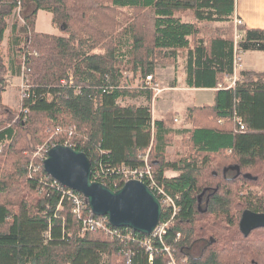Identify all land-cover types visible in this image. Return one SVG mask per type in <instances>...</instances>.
Instances as JSON below:
<instances>
[{"label":"trees","instance_id":"1","mask_svg":"<svg viewBox=\"0 0 264 264\" xmlns=\"http://www.w3.org/2000/svg\"><path fill=\"white\" fill-rule=\"evenodd\" d=\"M235 6L236 0H0V264H127L129 255L131 264H168L165 243L177 264H264V227L246 236L240 226L246 210L264 213V72L241 70L234 87L219 88L234 75L237 53L264 51V29L238 25L243 35L236 43ZM20 7L23 23H14L9 44L21 45L18 66L21 72L25 65L29 95L17 113L3 103L9 68L1 45L7 19ZM40 10L53 14L63 35L37 30ZM187 12L194 20L178 16ZM202 22L228 26L206 40ZM181 51L188 87L217 91L213 105L189 109L179 124L172 113L155 119L154 92L145 82L141 89L122 83L128 72L154 76ZM140 95L142 104L121 103ZM175 133L188 135L199 156L168 159ZM42 144L85 152L92 178L113 190L126 183L120 167H144L150 152L157 181L179 207L163 240L154 241L152 262L138 241L83 231L84 218L94 214L89 204L74 213L69 188L32 154ZM247 170L253 178L243 175ZM172 214L164 206L161 221Z\"/></svg>","mask_w":264,"mask_h":264},{"label":"water","instance_id":"2","mask_svg":"<svg viewBox=\"0 0 264 264\" xmlns=\"http://www.w3.org/2000/svg\"><path fill=\"white\" fill-rule=\"evenodd\" d=\"M44 169L61 184L81 192L93 214L108 215L114 226L131 227L150 234L162 219L163 205L145 182L133 179L121 189L113 190L93 180L92 161L83 151L57 144L49 150ZM244 176L251 178L250 174ZM204 194L199 196L200 200ZM240 226L248 236L253 229L264 227V213L246 210Z\"/></svg>","mask_w":264,"mask_h":264},{"label":"rangeland","instance_id":"3","mask_svg":"<svg viewBox=\"0 0 264 264\" xmlns=\"http://www.w3.org/2000/svg\"><path fill=\"white\" fill-rule=\"evenodd\" d=\"M23 10H24L23 7L16 9V13L11 17L10 22H9V26H11V28H12L13 23H16L18 25V28L21 27L20 25H22V23H23V20L21 18ZM41 16H42V13H41L40 17ZM183 17L186 20L193 19L192 13L185 14ZM41 25H43L42 22H41ZM227 26H228V24H225V23L224 24L223 23L217 24L216 22L205 23L202 25V31H203L202 37L205 38L206 40L210 39L211 37H214L216 35V32H215L216 30H218V31L224 30L227 28ZM44 31L51 32L52 30L46 29ZM11 34H12V31L9 32V38L12 36ZM57 35H63V33L57 32ZM17 48H19V47H17ZM4 51H5V54H4L5 58H7L8 56H9V58L12 57L10 54H7L6 45L4 47ZM95 52H100V50H95ZM14 56H15V59L18 60V65H19L20 60H21L20 53L15 50ZM186 56H187L186 51H181V57L182 58L176 66L171 65V64L169 65V64H167V62H165L164 64H160V66L163 67V70L159 71L160 73L157 75L160 80L158 79V77L156 78L154 75V79H155L154 87H156V90H153L154 99L152 101V104H153L152 108H153L154 117L160 118L161 116H165L167 118V114L172 113V114H175V116H176L175 118H178V120H179L178 123L180 124L181 120H186V116L189 113V109H192L190 107H192L194 104L201 103L199 101H203V102L213 101L214 96L209 91H192V90H187V89H185L187 92H184V91L183 92H181V91L172 92V91H170L169 88L175 86L177 81L179 82V80H180L181 85L185 83L186 73L184 74V67H185L184 61L186 60ZM241 56H242V62H241V65L238 66V69L235 72L236 74L234 73V76L232 77V85H234V80L239 79V77L241 76L240 72H242L241 69H243V67H245V68H256V69L264 70V52L263 51L250 50V51H246L245 53L241 54ZM22 62H23V60L21 61V63ZM25 71H26V68H25V65L23 63L21 72H18V74H17L18 76L14 77L11 75L8 77V79H9L8 80V87H7V90L3 94V103L5 104V106H7L5 108H9L10 110H13L14 112H17V113L22 112V101H23V97H24L23 96V74ZM26 74H27V72H26ZM124 75H125V78H124L123 83H122L124 85V87L131 88V89H134V88L135 89H138V88L141 89V87L143 85V79L144 78H140L139 76L134 77V75L130 72L125 73ZM229 84H231V77H228L226 79V84H223V85L225 87H227V86H229ZM173 93H177L176 98L174 96H172V97L168 96L169 94H173ZM197 94H198V96H196ZM159 99H161L166 104H167V101L173 102L174 108L177 111L176 110L164 111L165 107H160L161 105L159 103ZM194 99H196V102L194 101ZM145 101H146V98L144 96L140 95V96L133 97V98L132 97L126 98L125 100L121 101V103L123 105L142 104ZM193 108H196V107H193ZM2 118L4 119L5 115H0V121ZM18 118H19V116H17L14 121L16 122L18 120ZM187 121H186L185 126H189L190 128H192L193 127V121H191L189 123H187ZM223 122L224 121H222V122L219 121L220 124H222ZM179 124H177L174 128H179V126H180ZM47 132H48V130H47ZM178 134L179 133H175L174 135H172L173 136L172 143L167 148L169 159L174 161V160H180L181 158L187 157V156H197V155L199 156V154L193 150L191 144H189L188 135L179 136ZM51 137H52V135H51ZM43 145L44 144L38 146L36 149H34L32 151V154L36 157V160L40 163H41V161H44L47 158L46 150L48 148V145H44V146ZM64 145H68V144H64ZM149 153H150L149 151H147L145 153V156H147L148 162L150 161ZM243 173L244 174H250L251 177L253 178L252 170H247L246 173H245V171H243ZM256 178H258V177L256 176ZM248 187L251 188V190H253V191H259L260 192V189L257 186H254V187L248 186ZM203 197H204V195H203ZM184 260H185V258H184ZM117 262H118V259H117ZM119 262L123 263L122 258L119 259Z\"/></svg>","mask_w":264,"mask_h":264},{"label":"built area","instance_id":"4","mask_svg":"<svg viewBox=\"0 0 264 264\" xmlns=\"http://www.w3.org/2000/svg\"><path fill=\"white\" fill-rule=\"evenodd\" d=\"M236 22H237V24H241L242 20H237ZM237 37H240V35H238ZM238 60H240V58H238L237 61ZM233 76H231V84H229V86H227L228 88L234 87V85L236 84V82L238 80V79H235L234 85H232V77ZM28 82H29L28 74H26V71H25L23 74V95L24 96H28V93H27L28 89H29ZM70 82L73 84L72 78L70 79ZM146 82L148 85H151L153 82V76L152 75L147 76ZM64 84H65V81H64ZM220 86L222 87L223 85L220 84ZM239 124H240L241 129L244 130L245 125L243 124L242 119H239ZM48 150H49V146H48L46 152H48ZM119 171L123 174V176L126 179L134 178V179H139L141 181L147 182L149 187L160 198L161 202L165 206V209L166 210H168L170 208L172 209V213H173L172 216L169 219L162 221L157 226V228L152 233V235H150V236L135 235V233H134L135 231L132 229H129V228L126 229V232L122 231V229H120V228H113L111 226V223H110V220L108 217H106V216H97L96 217L94 215L86 216L84 218L83 231L84 232L85 231H97L99 229H104L107 232V234H109L112 238L119 237L122 242L138 241L142 247H145L146 252L149 254L150 261L152 262L153 258L155 256V253H156L154 241L156 239L163 240L164 236L167 234V230H169L171 225L175 222V219H176L175 216L179 210V207L177 205L175 198L173 196H171L165 190V188L162 185L159 184V182L156 179V176L154 175V169H153L152 165H150L147 160H146V164L144 167H141V168L120 167ZM93 180L101 181V180H98L97 176L93 177ZM73 191H74L73 189L69 188L68 195L70 196V198L72 199V201L75 205V207L73 209L74 213L77 215L78 214L80 215L81 210L84 208V206L85 205H87V207H89V206H88L87 201L85 200L84 197H82L81 195H77V194L73 193ZM123 233H125V234H123ZM180 237H181V234L178 233L177 238L179 239ZM165 245H166L165 249L167 252V257L169 258L168 264H177L175 256H174V250L172 249L171 246L167 245L166 243H165ZM127 264H131L130 255H129V258L127 260Z\"/></svg>","mask_w":264,"mask_h":264},{"label":"crops","instance_id":"5","mask_svg":"<svg viewBox=\"0 0 264 264\" xmlns=\"http://www.w3.org/2000/svg\"><path fill=\"white\" fill-rule=\"evenodd\" d=\"M42 13V16L40 17ZM190 12L184 13V14H178V16H181L183 18V20L185 21H191L194 20L190 19V20H186L183 16L185 14H189ZM13 16V15H12ZM8 17V23L10 22L11 17ZM235 18H241L243 20V26L247 27V28H263L264 29V0H236V6H235ZM43 25H41V22ZM205 23H210V22H202L201 26ZM213 23V22H212ZM218 24V23H217ZM14 26V23L12 24V28ZM11 26H9L8 30L6 31L5 34V40L3 41L1 48H2V52L3 55L5 54L4 51V47L6 45L7 48V54H10L12 57L9 58V56L7 58H5L7 67L9 68V76H18V72L20 70L19 66H18V60L15 59L14 56V52L17 49L11 48L10 47V39L9 38V32L12 30ZM46 29H51V32H46L44 30ZM37 30L39 32H45V33H52V34H57V32H61V30L57 27V25L54 24L53 22V14L50 11L47 10H40L38 13V19H37ZM238 31V26H236L235 24V33ZM61 34V33H60ZM12 35V34H11ZM7 43V44H6ZM21 46V45H20ZM18 46V47H20ZM12 50H11V49ZM17 51V50H16ZM264 52V51H263ZM181 52L178 54V57L175 61L172 62H168L167 64H171V65H177L178 62L181 60ZM166 64V65H167ZM184 74L186 73V78H185V83L181 85L180 80L179 82H176V85L173 87H170V91L172 92H187L185 89L187 90H192V91H209L211 92V94H213L214 98L213 101H208V102H203V101H199L201 103H196L194 104L192 107H200L203 105H213L215 102V95H216V88H196V87H188L187 85V72H186V65H187V56H186V60L184 61ZM163 67L158 65L156 68V71L154 73L155 77L157 78L158 74L160 73L159 71H162ZM241 70H248V71H255V72H264V70H260V69H256V68H245L243 67V69ZM159 79V77H158ZM160 80V79H159ZM168 96L172 97L174 96L175 98L177 97V93H173V94H169ZM198 96V94L196 95ZM195 98V97H194ZM156 99V98H155ZM194 101L196 102V99H194ZM203 102V103H202ZM159 103H160V107H165L164 111H168V110H176L174 108V103L173 102H168L167 104L164 103L161 99H159ZM163 110V109H162ZM177 111V110H176ZM163 116H161L160 118H156L155 119H161ZM187 128H190L189 126H185ZM179 136H183V134H178ZM169 159V157H168ZM172 172H168V174H171Z\"/></svg>","mask_w":264,"mask_h":264},{"label":"bare ground","instance_id":"6","mask_svg":"<svg viewBox=\"0 0 264 264\" xmlns=\"http://www.w3.org/2000/svg\"><path fill=\"white\" fill-rule=\"evenodd\" d=\"M237 20H242L241 18H235V24H236V26H238V25H242L243 24V20H242V23L241 24H237ZM238 35H240V37H237ZM242 35H243V33H241V32H236L235 33V41H236V43H237V41L242 37ZM238 58H240V60H238L237 61V59ZM241 62H242V56H241V53H237L236 54V57H235V72H236V70L238 69V66L239 65H241ZM147 76H149V75H147ZM153 76V75H152ZM147 78V77H146ZM146 78L143 80V83L145 82L146 83V85L150 88V89H152V91L153 90H156V87H154V84H155V79H154V76H153V82H152V84L151 85H148L147 84V82H146ZM220 84H222V83H219V88H221V86H220ZM158 85V84H157ZM223 85V84H222ZM223 87V86H222ZM28 93V92H27ZM29 95V94H28ZM24 96V95H23ZM24 97H27V96H24ZM23 97V98H24ZM156 97V96H155ZM62 145H64V144H62ZM55 146V145H54ZM53 146V147H54ZM67 146H69V145H67ZM50 150V149H49ZM49 150H48V152H49ZM47 158H48V155H47ZM46 158V159H47ZM147 158V156H144V160H145V164H146V160L148 161V159H146ZM45 161V160H44ZM134 178H132V179H126V182H128V181H130V180H133ZM136 180H139V179H136ZM57 181V180H56ZM141 181V180H140ZM57 182H59V181H57ZM60 183V182H59ZM61 184V183H60ZM105 184V183H104ZM63 185V184H62ZM125 185V184H124ZM65 186V185H64ZM65 187H67V186H65ZM67 188H70V187H67ZM70 189H72V188H70ZM121 189V188H120ZM151 189V188H150ZM73 190H75V189H73ZM152 190V189H151ZM77 191V190H76ZM153 191V190H152ZM79 192V191H78ZM81 193V192H80ZM155 193V192H154ZM82 194V193H81ZM156 194V193H155ZM83 195V194H82ZM84 196V195H83ZM158 197V196H157ZM84 198H85V200L87 201V198L84 196ZM159 198V197H158ZM161 201V200H160ZM162 203V202H161ZM87 204H89L88 203V201H87ZM162 205H163V203H162ZM90 206V205H89ZM163 209H164V205H163ZM93 213V212H92ZM103 216H106V217H108L109 218V216L108 215H103ZM109 220H110V218H109ZM162 220V219H161ZM162 221H160V223H161ZM111 223V222H110ZM159 223V224H160ZM112 224V223H111ZM158 224V225H159ZM113 225V224H112ZM157 225V226H158ZM113 228H129V229H132V230H134V231H137V230H135V229H133V228H131V227H118V226H114L113 225ZM157 228V227H156ZM155 228V229H156ZM155 229L150 233V234H144V235H146V236H150V235H152V233L155 231ZM100 230V229H99ZM98 231V230H97ZM93 232H96V231H93ZM139 232V231H138ZM107 233V232H106ZM141 233V232H140ZM143 234V233H142ZM109 235V234H108Z\"/></svg>","mask_w":264,"mask_h":264},{"label":"flooded vegetation","instance_id":"7","mask_svg":"<svg viewBox=\"0 0 264 264\" xmlns=\"http://www.w3.org/2000/svg\"><path fill=\"white\" fill-rule=\"evenodd\" d=\"M204 198H206L205 195H204V197L202 198L201 201L199 200V205H200V206L205 202Z\"/></svg>","mask_w":264,"mask_h":264}]
</instances>
